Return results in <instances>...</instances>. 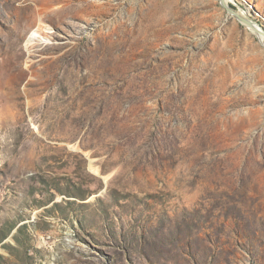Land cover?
<instances>
[{
    "label": "rangeland",
    "instance_id": "rangeland-1",
    "mask_svg": "<svg viewBox=\"0 0 264 264\" xmlns=\"http://www.w3.org/2000/svg\"><path fill=\"white\" fill-rule=\"evenodd\" d=\"M0 264H264L258 36L219 0H0Z\"/></svg>",
    "mask_w": 264,
    "mask_h": 264
},
{
    "label": "water",
    "instance_id": "water-1",
    "mask_svg": "<svg viewBox=\"0 0 264 264\" xmlns=\"http://www.w3.org/2000/svg\"><path fill=\"white\" fill-rule=\"evenodd\" d=\"M219 2L229 16L236 19L242 25L255 30L261 37L264 38V28L259 23L254 21L249 15H247L246 12H244L242 15L240 12L233 9L230 4L226 2V0H219Z\"/></svg>",
    "mask_w": 264,
    "mask_h": 264
},
{
    "label": "bare ground",
    "instance_id": "bare-ground-1",
    "mask_svg": "<svg viewBox=\"0 0 264 264\" xmlns=\"http://www.w3.org/2000/svg\"><path fill=\"white\" fill-rule=\"evenodd\" d=\"M226 2L228 3V4H230L231 2H232V0H226ZM252 9H250V10H247L248 12H250ZM244 13H242V15H243ZM247 14V13H246ZM246 27V26H245ZM248 30H250L252 33H254L255 35H257L258 36V38L261 40V42L263 43V45H264V38L263 37H261L255 30H253V29H251V28H248V27H246Z\"/></svg>",
    "mask_w": 264,
    "mask_h": 264
}]
</instances>
